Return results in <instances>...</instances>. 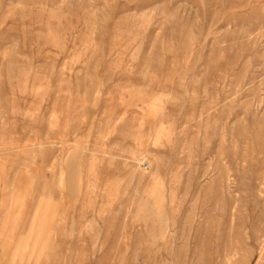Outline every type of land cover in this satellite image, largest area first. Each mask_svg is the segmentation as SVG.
Segmentation results:
<instances>
[{
  "label": "rangeland",
  "instance_id": "obj_1",
  "mask_svg": "<svg viewBox=\"0 0 264 264\" xmlns=\"http://www.w3.org/2000/svg\"><path fill=\"white\" fill-rule=\"evenodd\" d=\"M0 264H264V0H0Z\"/></svg>",
  "mask_w": 264,
  "mask_h": 264
},
{
  "label": "crops",
  "instance_id": "obj_2",
  "mask_svg": "<svg viewBox=\"0 0 264 264\" xmlns=\"http://www.w3.org/2000/svg\"><path fill=\"white\" fill-rule=\"evenodd\" d=\"M34 225V222H32L31 224H30V226H29V231L31 230V226H33ZM15 250H16V248H15ZM15 250H14V253H13V255H12V258L13 259H15V256H16V252H15Z\"/></svg>",
  "mask_w": 264,
  "mask_h": 264
}]
</instances>
